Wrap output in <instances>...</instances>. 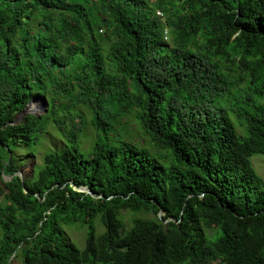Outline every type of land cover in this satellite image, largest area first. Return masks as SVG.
<instances>
[{
	"label": "trees",
	"instance_id": "obj_1",
	"mask_svg": "<svg viewBox=\"0 0 264 264\" xmlns=\"http://www.w3.org/2000/svg\"><path fill=\"white\" fill-rule=\"evenodd\" d=\"M129 116L147 142L113 135ZM48 122L65 147L23 179ZM254 154L264 0H0V264H264Z\"/></svg>",
	"mask_w": 264,
	"mask_h": 264
},
{
	"label": "rangeland",
	"instance_id": "obj_2",
	"mask_svg": "<svg viewBox=\"0 0 264 264\" xmlns=\"http://www.w3.org/2000/svg\"><path fill=\"white\" fill-rule=\"evenodd\" d=\"M105 29H101L100 33H104ZM165 42H169L167 39ZM41 103L37 104V107L34 110H37L36 114L38 116L46 115L47 109L40 106ZM81 112L84 117L86 118V122L83 125L82 135L80 138V150L83 153H87L92 144L96 139V132L88 123L89 114L87 109L83 107H76L74 112ZM77 118V117H76ZM22 117L18 119V122H21ZM77 121V119H76ZM45 132L41 135L39 141L32 146H18L15 151L14 155L17 156L16 158L19 160L17 161L19 164V173L21 178L29 179L32 178L34 172L36 173L38 169L42 166V161L44 156L50 152L56 150L63 149L65 147V142L59 132L56 130L55 126L52 123H47L45 125ZM113 135L119 136L123 139L130 138L132 141H136L137 143L140 142H147L148 140L144 138L143 134L141 133L137 122L134 120L132 116L126 117L121 121L119 126H115ZM250 162L257 173V175L262 180V188L264 189V155L261 154H254L250 158ZM6 180V179H5ZM3 196L0 195V203H2ZM127 225V222H125ZM66 231L71 239V241L75 244L78 249H82L84 246V242H81L84 238V230L75 227H67Z\"/></svg>",
	"mask_w": 264,
	"mask_h": 264
},
{
	"label": "water",
	"instance_id": "obj_3",
	"mask_svg": "<svg viewBox=\"0 0 264 264\" xmlns=\"http://www.w3.org/2000/svg\"><path fill=\"white\" fill-rule=\"evenodd\" d=\"M38 103H41V105H40L41 107L38 106L39 109L42 107H44V108L47 107V103L43 97H35L32 100H30V102L27 104V106L24 108V110L16 116L15 122L13 124H16L18 122V119H20L21 117L23 119L27 115L38 116L36 114L37 110H34V108L37 107ZM17 175L19 177H21L19 172L17 173ZM10 178L11 177H9L8 179H10Z\"/></svg>",
	"mask_w": 264,
	"mask_h": 264
},
{
	"label": "built area",
	"instance_id": "obj_4",
	"mask_svg": "<svg viewBox=\"0 0 264 264\" xmlns=\"http://www.w3.org/2000/svg\"><path fill=\"white\" fill-rule=\"evenodd\" d=\"M157 15H158V16H162V14H161V13H157ZM165 34H166V33H165ZM164 38H165V40L167 39V37H166V36H165Z\"/></svg>",
	"mask_w": 264,
	"mask_h": 264
}]
</instances>
